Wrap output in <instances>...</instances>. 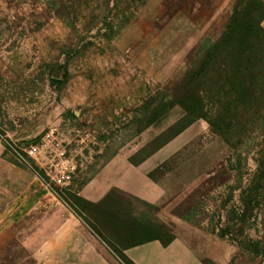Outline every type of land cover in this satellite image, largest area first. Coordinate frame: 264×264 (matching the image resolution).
Here are the masks:
<instances>
[{"label": "rangeland", "instance_id": "obj_1", "mask_svg": "<svg viewBox=\"0 0 264 264\" xmlns=\"http://www.w3.org/2000/svg\"><path fill=\"white\" fill-rule=\"evenodd\" d=\"M250 18L264 19V0H0V264H133L76 207L75 186L119 154L134 166L159 155L151 178L204 239L175 248L161 225L168 254L143 264H264V183L249 193L264 112L218 115L205 92L177 95L225 35L220 51H251L234 42Z\"/></svg>", "mask_w": 264, "mask_h": 264}, {"label": "crops", "instance_id": "obj_2", "mask_svg": "<svg viewBox=\"0 0 264 264\" xmlns=\"http://www.w3.org/2000/svg\"><path fill=\"white\" fill-rule=\"evenodd\" d=\"M128 158L117 155L88 181L75 186L79 200L76 207L102 234L107 242L102 241L103 246L115 258L119 255L133 264L153 262L156 256L168 254L167 233H160L163 225L165 230H172L173 247L198 243L201 249L204 239H198L189 224L177 221L170 197L150 176L159 166L160 156L139 166L129 163ZM88 228L93 232L90 225Z\"/></svg>", "mask_w": 264, "mask_h": 264}, {"label": "trees", "instance_id": "obj_3", "mask_svg": "<svg viewBox=\"0 0 264 264\" xmlns=\"http://www.w3.org/2000/svg\"><path fill=\"white\" fill-rule=\"evenodd\" d=\"M263 20L260 18L255 23L254 18L248 19L247 35L243 37L240 35L239 39L235 36V43L246 44L251 51L238 50L232 53L220 51L229 39H233L230 33L225 35L212 49L202 55L177 89V95L184 98L192 93L189 95L190 98L194 97L203 102L205 99L202 95L205 92L207 96H211L210 99L213 100L211 103L218 115L233 113L240 116L249 114L258 116L264 112V36L258 33L261 32ZM238 27H242L239 22ZM202 85L205 90H199ZM188 99L181 100V105L187 115H190L192 112L188 108ZM259 166L264 167V157ZM263 183L264 171H259L256 183L249 189L250 197H257Z\"/></svg>", "mask_w": 264, "mask_h": 264}, {"label": "built area", "instance_id": "obj_4", "mask_svg": "<svg viewBox=\"0 0 264 264\" xmlns=\"http://www.w3.org/2000/svg\"><path fill=\"white\" fill-rule=\"evenodd\" d=\"M23 152L26 155L27 159L35 160L40 155L41 149L39 145H29L23 150ZM73 171L74 168L72 167L70 169L65 168L58 171L52 176H48L49 181L48 182L44 181L48 190L51 191L53 194L57 195L56 193L57 188H62L71 183Z\"/></svg>", "mask_w": 264, "mask_h": 264}]
</instances>
